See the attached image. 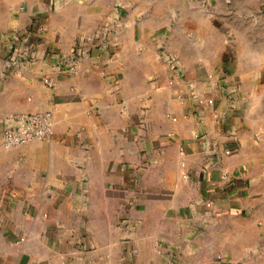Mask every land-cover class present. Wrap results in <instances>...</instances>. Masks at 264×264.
<instances>
[{"label": "crops", "instance_id": "0c3cea01", "mask_svg": "<svg viewBox=\"0 0 264 264\" xmlns=\"http://www.w3.org/2000/svg\"><path fill=\"white\" fill-rule=\"evenodd\" d=\"M4 1L0 264H259L244 257L253 225L240 126L221 101L198 103L209 80L188 51L174 43L180 67L163 62L159 6L127 4L122 32L112 7L116 23L98 39L100 8ZM45 110L50 140L3 146L9 114Z\"/></svg>", "mask_w": 264, "mask_h": 264}, {"label": "rangeland", "instance_id": "374dc122", "mask_svg": "<svg viewBox=\"0 0 264 264\" xmlns=\"http://www.w3.org/2000/svg\"><path fill=\"white\" fill-rule=\"evenodd\" d=\"M3 2L0 0V7ZM140 3L148 11L154 3L159 6L153 27L163 62L176 70L180 67L174 57L177 46L188 51L190 65L205 69L209 80L204 96L197 100L213 98L214 105L221 101L240 126L253 225V244L244 257L264 264V0H48L53 10L66 5L102 9L94 31L98 39L112 32L116 23L112 7L118 16L127 4L134 5L138 13ZM116 18L122 32L123 19Z\"/></svg>", "mask_w": 264, "mask_h": 264}, {"label": "built area", "instance_id": "2783aa9c", "mask_svg": "<svg viewBox=\"0 0 264 264\" xmlns=\"http://www.w3.org/2000/svg\"><path fill=\"white\" fill-rule=\"evenodd\" d=\"M78 63L74 59L71 70L76 71ZM43 81L48 87L54 88L57 81L44 76ZM201 105H213V98H199ZM54 134V118L51 110L36 112H19L9 114L3 121L2 139L5 148H12L30 143L35 140H50ZM231 154L230 148L226 149ZM221 259L222 256H219Z\"/></svg>", "mask_w": 264, "mask_h": 264}]
</instances>
